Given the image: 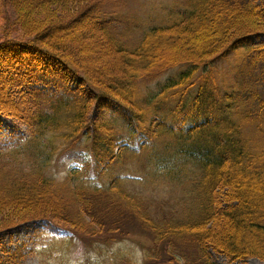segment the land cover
<instances>
[{
    "label": "trees",
    "instance_id": "trees-1",
    "mask_svg": "<svg viewBox=\"0 0 264 264\" xmlns=\"http://www.w3.org/2000/svg\"><path fill=\"white\" fill-rule=\"evenodd\" d=\"M107 1L74 0L72 4H86L83 10L92 16L100 35L111 47L115 46L116 51L137 53L140 45L127 50L122 46L125 43L115 31L119 27L114 29L113 26L117 16L114 17L113 11L107 8ZM37 5L40 11L45 10L42 5ZM68 5L52 4L51 8L63 9ZM235 5L224 0H200L173 22L176 27L173 30L178 32H189L215 15L224 16L225 25L219 32V39L215 37L209 44L205 42L195 59L183 57L174 62L175 66H180L179 72L159 84L147 115L141 112L144 108L140 102L132 100L130 82L123 83V79L118 78L125 92H118L113 85L111 88L117 93L97 88L85 68L75 61L74 52L68 45L60 44V41L48 42L44 38L48 33L42 30L44 25L39 26V30L30 25L22 28L24 34L32 38L29 42L15 38L0 40V97L5 91L8 96L19 86L17 92L26 108L22 107L20 114L15 112L28 130L12 143L17 133L2 132L0 128V210H12L10 215L15 223L41 219L42 225L53 233L60 228L71 231L74 236L92 235L98 232L95 222L99 228L108 230L112 225L107 226L106 222L111 219L106 215L100 217L101 213L97 211L100 208L95 204L101 199H95L98 194H80L75 189L74 194L79 197L76 203L80 205L77 217L63 211L50 212L49 206L40 205L48 204V194L53 193L49 190L51 180L45 173L48 162L61 147L64 152H73L76 164L68 169L67 177L77 181V188L80 186L85 191L91 189L102 192L100 195L123 199L120 201L125 208L139 207L142 201L135 198L137 195L131 197L130 193L117 188V182H124L131 174H118L113 170L126 155L145 153L140 169L144 175L142 182L162 178L163 181L184 183L187 188L183 192L186 209L181 218L178 220L172 213L170 219L173 221H169L172 225L164 219L159 225L155 222L151 225L156 241L163 237L168 239L164 249L168 256L181 258L183 264H215L213 255H221L227 264L249 257L264 261V141L259 143L260 137L264 138V96L255 86L248 89V85L242 86L239 80L241 89L235 85L227 86L228 80L221 78L216 84L206 80L201 83L196 79L199 67H208L234 52L238 53V61L249 57L246 61L248 71L257 63L264 65V42L244 45L248 35L264 34V30L252 29L256 28L257 22L264 28V23L260 22L263 18L259 17V11L264 8L252 3L244 4L243 11L233 10ZM57 15L51 16L55 17V21L52 19L54 24L62 23L61 18L65 16ZM255 15L258 20L251 19ZM170 28L154 25L148 31L149 34L155 31V34ZM40 32L43 34L38 36ZM39 56L43 61L54 62L56 68L45 70V65L38 61ZM50 75H57L63 83L58 82L56 76L55 83L51 82ZM68 78L75 79L76 89L66 86ZM245 90H248L247 96L243 95ZM135 105L140 110L135 111L132 107ZM103 107L109 113L104 112V118L95 121L93 112L105 109ZM10 108L0 102V116H5L3 110ZM123 126L125 131L118 132ZM58 129H63L64 133L58 135ZM243 129L247 130L244 135ZM76 144L81 148L75 147ZM163 150H169L170 155L163 156ZM19 152L29 165L17 166ZM22 170H28L30 176ZM19 209L22 213L32 209L37 212L21 214ZM246 212L248 218L244 215ZM85 215L90 222L84 221ZM58 221L67 222L69 228L59 225ZM117 221L116 218L111 220L116 229ZM86 223L90 224L89 228ZM226 226L233 230L232 235L225 231ZM247 231L262 239L246 243L242 236ZM192 250L197 258L191 254ZM13 255L20 261L24 252L15 247Z\"/></svg>",
    "mask_w": 264,
    "mask_h": 264
},
{
    "label": "rangeland",
    "instance_id": "rangeland-1",
    "mask_svg": "<svg viewBox=\"0 0 264 264\" xmlns=\"http://www.w3.org/2000/svg\"><path fill=\"white\" fill-rule=\"evenodd\" d=\"M4 1L0 0V40L15 38L17 41L25 40L29 42L32 38L26 36L22 28L30 25L32 28L39 30L43 25L44 27L54 25L56 27L54 29L42 28L43 31H48L44 37L48 42L60 41V44L68 45L71 51L74 52L73 58L75 61L85 68L88 78L97 88L116 93L117 90L118 92H125L118 78H122L123 83L130 82L129 88L133 95L132 100L140 102V106L145 110V112H143L144 110H141V112L145 115L152 109L154 102L151 98L158 91L159 84L173 73L179 72L180 66H175L174 62L181 60L183 57L195 59L200 54L201 46L205 42L214 41L215 37L219 39V32L222 26L225 25L222 20L224 16L215 15L212 19L204 21L200 25L198 23V26L189 30V32L186 30L174 31L173 29L176 27H173V22L181 16L185 9L197 5L200 0H105L107 1L105 2L107 8L113 11L114 17L115 14L117 16V22L113 23V26L114 29L119 27L115 31L122 37L125 43L122 45L124 49L134 48L136 45L141 47L137 53L131 54L121 49L116 51L113 45L111 47V44L100 35L97 29L98 24L92 21V16L89 17L88 12L83 10L86 4L81 5L82 2L77 3V5L72 4L74 0ZM224 1L230 3V5L236 4L235 9L232 8L233 10L243 11L244 4L251 5L252 3L262 9L264 8V0ZM62 3H67L70 6L63 7V9L51 8L52 4L59 6ZM37 4L42 5L41 7L45 10L40 11ZM259 12V17L263 18L259 19L262 20L260 22L263 24L264 9ZM58 13L65 14L61 18L63 22L54 24L55 17L51 16L55 15L57 17ZM256 17L255 15L251 19L258 20ZM50 22L52 23L50 24ZM154 25L170 26L171 30L167 29L164 32H156L155 34L154 31L153 35L149 34L148 28ZM256 25V28L252 29L264 30L263 27H259V22ZM40 34L43 33L40 32L38 36ZM261 42H264V34H252L245 38L244 45L253 46ZM237 54V52L231 53L225 58L213 62L208 67H199L200 70L196 73L197 82L203 83L206 80L216 84V82L219 83L218 80L221 78L225 81L228 80L227 86L232 87L235 85L237 89H241L244 85H248V89L255 86L257 92L264 96V65L257 63L251 68L252 71H248L246 61L249 57L245 56L238 61L236 59ZM38 61L45 65L44 68L47 71L56 68L53 65L54 62L43 61L40 56ZM50 76L52 77L49 78L50 81L55 83L58 76ZM238 80L242 82V86L238 84ZM57 81L63 83L59 77ZM75 82L74 78H68L65 84L71 89H76L77 84ZM134 82L135 85L133 86ZM111 85L115 86L117 90L112 89ZM39 86L44 88V85ZM18 89L19 86L15 87L8 96H5L7 92L4 90L5 93H1L0 97L1 105L11 106L8 111L2 109L5 116H0V128L2 132L17 133L15 139H12V143L17 142L20 136L23 137L28 133L27 126L23 121H20L21 118L19 117V114L23 112L22 107L24 109L26 107L19 92H17ZM246 93H248V90H245L243 95L247 96ZM15 95H17L16 98H13ZM132 107L135 111L140 110L137 109L136 105ZM106 109H96L93 112L94 120L99 121L104 118V112L109 113V110ZM110 114L112 115V113ZM117 122L120 123L119 120ZM243 122L245 124V120ZM125 129L126 127L123 126L117 131L123 133ZM246 131L243 129L242 135L246 134ZM57 132L60 135L59 133H64V130L58 129ZM263 141L264 138L260 137L259 143ZM75 147L79 148L80 145L76 144ZM61 148L54 153L55 156L51 158L45 169L46 176L51 180L49 190L53 193H49V198L45 199L46 201L49 200L48 204L47 202H45L46 204H39L49 206L47 210L50 212L63 211L69 216L77 217V210L80 205L76 203L79 197L74 194V192H77L75 189L79 190L80 194H86V192L87 194H98L99 196L95 199H101L96 201L95 204L96 207L100 208L97 210L101 213L100 217L106 215L112 222L114 218L118 219L117 229L111 220L106 222L107 226L112 225V228H108V230L99 228L95 222V230L98 232L88 236L82 235V238L74 236L69 230L60 228L55 231L56 233L49 232L42 225L41 219L15 223V219L11 218L10 215L12 210L9 208L0 210V264H10V262L13 264H183L184 261L181 258L177 260L167 255L164 249L167 246L168 239L163 237L161 240L156 241L151 225L152 222L159 225L164 221L170 225L171 222L169 221H173L170 219V217H173L171 216L172 213L175 217L177 216L178 220L181 218V215L184 214L183 211L186 209L183 192L185 193L187 188H184V183L163 181L162 178H156L154 181L149 180L147 183L142 182L144 175L140 169L143 168L145 153H141L140 157L132 154L126 155L121 163L114 167L113 172L131 174V177L124 178V182H117L119 187H116L130 193L131 197L137 195L135 198H140L142 204L139 207L134 205V207L125 208L121 205L123 199L117 197L114 199L109 194L100 195L102 192H95L91 189L85 191L80 186L77 188V181L67 177L68 169L76 164L72 155L73 152L67 153ZM3 150L5 151V149ZM162 152L163 156H169L171 153L169 150H163ZM17 154L16 159L20 161L17 166L29 165L20 152ZM230 166L232 167V164ZM22 171L30 176V173H27L28 170ZM7 181L4 182L5 185ZM10 189L8 188V191H11ZM94 194H91V196ZM107 204L110 205L107 206ZM25 212L34 214L37 210L23 211V213ZM244 215L248 218L249 213L246 212ZM83 219L85 222H90L87 215ZM161 219H164V221ZM58 222L59 225L69 228L67 222ZM86 224H88L86 228H89L90 224ZM225 231L230 235L233 234V230H230L228 226L225 227ZM242 238L246 243H253L255 240L262 239L249 231L243 232ZM15 247L21 248L24 252L20 261L14 258L13 249ZM191 254L197 256L195 250H192ZM213 259L215 264H227L221 255H213ZM231 264H264V261L257 257H249Z\"/></svg>",
    "mask_w": 264,
    "mask_h": 264
},
{
    "label": "bare ground",
    "instance_id": "bare-ground-1",
    "mask_svg": "<svg viewBox=\"0 0 264 264\" xmlns=\"http://www.w3.org/2000/svg\"><path fill=\"white\" fill-rule=\"evenodd\" d=\"M108 120V119H107ZM8 152V151H7Z\"/></svg>",
    "mask_w": 264,
    "mask_h": 264
}]
</instances>
